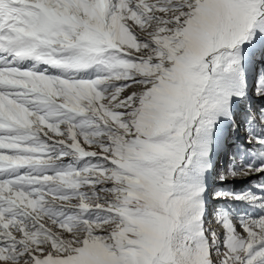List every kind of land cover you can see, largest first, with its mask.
<instances>
[{"label": "snow or ice", "instance_id": "obj_1", "mask_svg": "<svg viewBox=\"0 0 264 264\" xmlns=\"http://www.w3.org/2000/svg\"><path fill=\"white\" fill-rule=\"evenodd\" d=\"M255 100L264 0H0V264H264Z\"/></svg>", "mask_w": 264, "mask_h": 264}, {"label": "rangeland", "instance_id": "obj_2", "mask_svg": "<svg viewBox=\"0 0 264 264\" xmlns=\"http://www.w3.org/2000/svg\"><path fill=\"white\" fill-rule=\"evenodd\" d=\"M260 65L259 64H257V66H256V70H257V72H259V69H260ZM255 103L257 104V105H261V104H264V100H255ZM261 106H264V105H261ZM218 166V165H217ZM219 174V169H218V171H217V175ZM252 179H255V178H252ZM248 183V181L247 180H243V181H217V183H215L214 184V187L216 186V187H225L226 185H228V184H232L234 187H236V188H239V187H241V186H243L244 184H247ZM213 203H216V201H212Z\"/></svg>", "mask_w": 264, "mask_h": 264}, {"label": "bare ground", "instance_id": "obj_3", "mask_svg": "<svg viewBox=\"0 0 264 264\" xmlns=\"http://www.w3.org/2000/svg\"><path fill=\"white\" fill-rule=\"evenodd\" d=\"M225 182V181H224ZM214 184H215V182L212 180L211 181V185H212V187H214ZM216 187V186H215Z\"/></svg>", "mask_w": 264, "mask_h": 264}]
</instances>
